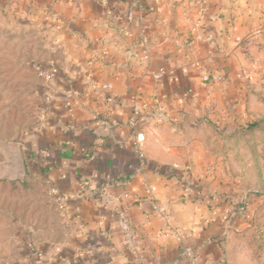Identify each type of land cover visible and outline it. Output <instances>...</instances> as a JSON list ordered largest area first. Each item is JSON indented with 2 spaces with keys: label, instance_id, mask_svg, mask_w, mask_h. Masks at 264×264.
Returning a JSON list of instances; mask_svg holds the SVG:
<instances>
[{
  "label": "crops",
  "instance_id": "crops-1",
  "mask_svg": "<svg viewBox=\"0 0 264 264\" xmlns=\"http://www.w3.org/2000/svg\"><path fill=\"white\" fill-rule=\"evenodd\" d=\"M1 20L46 32L40 76L52 97L21 148L25 174L59 197L10 264H187L183 247L195 264H264L239 234L264 194L234 182L212 152L264 116V0H0ZM133 94L143 170L130 142ZM108 181L106 199L89 188Z\"/></svg>",
  "mask_w": 264,
  "mask_h": 264
},
{
  "label": "rangeland",
  "instance_id": "rangeland-1",
  "mask_svg": "<svg viewBox=\"0 0 264 264\" xmlns=\"http://www.w3.org/2000/svg\"><path fill=\"white\" fill-rule=\"evenodd\" d=\"M45 33L31 21L17 25L0 21V171L5 150L13 147L22 154L24 135L42 121L46 102L40 64L48 51ZM256 120L258 126L252 130L215 141L212 152L221 155L220 169L234 182L264 194V116ZM54 201L37 177L25 174L11 180L0 175V264H10L9 257L21 246L28 227L36 228L41 218H53ZM252 220L247 233L255 235L257 245L264 239V201L255 208Z\"/></svg>",
  "mask_w": 264,
  "mask_h": 264
},
{
  "label": "built area",
  "instance_id": "built-area-1",
  "mask_svg": "<svg viewBox=\"0 0 264 264\" xmlns=\"http://www.w3.org/2000/svg\"><path fill=\"white\" fill-rule=\"evenodd\" d=\"M140 37H141L140 55L142 56L144 60H148L150 42H149V37L147 35V32L145 31L143 27H140ZM40 75L42 76L44 75V73L40 71ZM199 75L203 82L208 81L209 79L208 74L204 72L202 69L199 70ZM108 87H109V84H105L102 86V88L104 89H107ZM51 97H52L51 92H47L46 94H44L45 101L50 100ZM68 104L69 106H71V103H68ZM153 108H154L153 109L154 111L157 110L159 112H162L164 110L163 104L160 101H155V105ZM130 109H131V116L129 118L128 124L129 126L133 127V133L130 138V142L137 155L138 168L139 170H143L147 164L146 156L143 152V145L146 141V135L143 130L136 128V120L139 117L140 112H141V106L138 102L137 94L131 95ZM97 123L99 122L97 121ZM41 154L44 159H48L50 157V154L48 151H42ZM109 186H110L109 181L101 183V185L98 182H93L89 185V188H91L92 190L98 189L99 187L103 188L104 191L102 192V197L106 199L108 196V193L105 191V189L108 188ZM143 186H144V190H145L147 197L153 203L152 208H153L154 213L163 217L165 215V212H164V209L158 204L155 198L153 185L146 181H143ZM87 187L88 186L86 184L82 183L80 186V190L84 191ZM48 189H49L50 194H52L54 197L59 199L58 192L53 186H49ZM186 192H188L189 194H192L194 193V190L192 188H188ZM124 195L126 196L127 194L125 193ZM180 255L183 257H186L187 264H195V257L191 250L183 247Z\"/></svg>",
  "mask_w": 264,
  "mask_h": 264
},
{
  "label": "water",
  "instance_id": "water-1",
  "mask_svg": "<svg viewBox=\"0 0 264 264\" xmlns=\"http://www.w3.org/2000/svg\"><path fill=\"white\" fill-rule=\"evenodd\" d=\"M6 162L4 169L0 171V175L8 179H19L25 176V168L22 154L17 148H7L4 152Z\"/></svg>",
  "mask_w": 264,
  "mask_h": 264
},
{
  "label": "trees",
  "instance_id": "trees-1",
  "mask_svg": "<svg viewBox=\"0 0 264 264\" xmlns=\"http://www.w3.org/2000/svg\"><path fill=\"white\" fill-rule=\"evenodd\" d=\"M258 125V121H252V122H247L244 125H241L239 127V132L240 133H244L247 131H250L251 129H253L254 127H256ZM26 174L27 176H32V177H37V175H34L31 171H28V169L26 170ZM253 225V221L248 225V227L243 230V232H240V236H242L245 240V242L247 243V245L249 246V248L251 249L253 256L255 257V259L260 262V258L261 256H263L264 254V239H259V241H261L262 243L255 245V240L254 237L255 235H249V233H247V231H249L252 228Z\"/></svg>",
  "mask_w": 264,
  "mask_h": 264
}]
</instances>
